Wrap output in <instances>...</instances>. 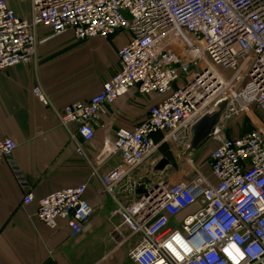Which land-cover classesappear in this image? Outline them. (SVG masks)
Here are the masks:
<instances>
[{
  "label": "built area",
  "instance_id": "1",
  "mask_svg": "<svg viewBox=\"0 0 264 264\" xmlns=\"http://www.w3.org/2000/svg\"><path fill=\"white\" fill-rule=\"evenodd\" d=\"M72 30L79 40L126 30L120 70L85 101L56 108L40 82L34 96L51 107L115 202L112 216L140 236L128 252L136 264H264V0H31L29 18L0 0V71L18 64L38 66V28ZM136 88L155 95L146 117L119 126L91 154L106 107ZM226 107L209 139L218 142L208 164L216 182L200 169L192 150V127ZM254 108L262 118H257ZM246 114L253 129L227 137L225 130ZM75 126V131L72 127ZM158 136V137H156ZM162 145L187 156L191 180L171 181L155 171ZM17 143L0 140V165ZM118 158L115 167L102 168ZM149 164L150 171L138 175ZM86 184L38 201L39 220L49 228L65 221L79 236L94 209ZM143 188L147 193H138ZM33 192L23 198L33 204ZM191 206L193 212L177 217ZM177 221L178 227L173 226Z\"/></svg>",
  "mask_w": 264,
  "mask_h": 264
},
{
  "label": "crops",
  "instance_id": "2",
  "mask_svg": "<svg viewBox=\"0 0 264 264\" xmlns=\"http://www.w3.org/2000/svg\"><path fill=\"white\" fill-rule=\"evenodd\" d=\"M7 1L19 17H30L31 0ZM53 32L50 25L38 28V66L18 64L0 71V140L12 138L17 143L11 160L0 165V264H136L128 252L140 236L131 235L127 227L121 226V218L111 215L115 202L77 151L81 138L74 140L60 125L54 110L33 94L34 86L40 82L59 109L90 99L120 70L119 50L130 40V34L119 30L108 36L79 40L72 30L58 35ZM158 100V96L144 95L134 88L107 106L97 137L86 149L97 153L106 136L119 126L138 125ZM72 129L75 131V126ZM252 129L247 116L241 115L230 122L225 135L242 136ZM217 145L208 138L198 152L207 160L199 167L212 182L216 179L210 172L208 158ZM166 156L171 160L165 169L167 177L174 182L184 180L183 163ZM117 162L118 158L109 160L102 171H110ZM196 162L199 164V159ZM149 171L147 164L137 174ZM80 184H86L84 196L94 212L79 236L72 235L65 221H59L52 229L39 220L41 198ZM30 191L35 201L25 206L23 198ZM195 209L191 206L177 219ZM173 226L178 227L177 221Z\"/></svg>",
  "mask_w": 264,
  "mask_h": 264
},
{
  "label": "water",
  "instance_id": "3",
  "mask_svg": "<svg viewBox=\"0 0 264 264\" xmlns=\"http://www.w3.org/2000/svg\"><path fill=\"white\" fill-rule=\"evenodd\" d=\"M226 107V102H222L219 110L211 115L202 116L192 127V150H197L210 136L213 127L219 122L221 114ZM171 164L168 157H163L155 165V171H165L166 167ZM138 193H147V190L140 188Z\"/></svg>",
  "mask_w": 264,
  "mask_h": 264
},
{
  "label": "rangeland",
  "instance_id": "4",
  "mask_svg": "<svg viewBox=\"0 0 264 264\" xmlns=\"http://www.w3.org/2000/svg\"><path fill=\"white\" fill-rule=\"evenodd\" d=\"M254 110H255L256 117L259 119L262 118V115L258 111V109L254 108ZM243 115L247 116L246 114H243ZM247 119L249 120V124H251V120H250V118H248V116H247ZM251 126H252V124H251ZM164 146H165L164 148L160 149L159 154H164L166 152L172 159H177L180 162H182L183 165L185 166L184 167L185 168L184 169L185 174H184L183 178H184V180H191L194 177V174L191 171H189V169H188V166L186 163L188 157L186 156L185 159L183 157L179 158L178 153L180 150H178L176 147L170 148L168 145H164ZM194 151L196 152V155H194V160L196 161V159L197 160L199 159V164L198 163L197 164H198V166H201L200 163L202 164L207 160L202 156L201 153L200 154L198 153V152H200V148H198L197 150H194Z\"/></svg>",
  "mask_w": 264,
  "mask_h": 264
},
{
  "label": "trees",
  "instance_id": "5",
  "mask_svg": "<svg viewBox=\"0 0 264 264\" xmlns=\"http://www.w3.org/2000/svg\"><path fill=\"white\" fill-rule=\"evenodd\" d=\"M164 147H165L164 145L161 146V148H164ZM161 148H160V149H161ZM164 154L166 155L167 153L165 152Z\"/></svg>",
  "mask_w": 264,
  "mask_h": 264
}]
</instances>
